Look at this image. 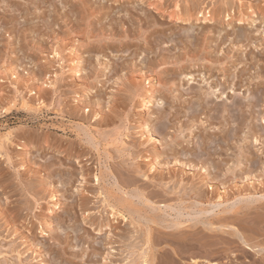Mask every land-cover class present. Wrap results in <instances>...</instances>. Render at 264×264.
I'll return each instance as SVG.
<instances>
[{
    "label": "bare ground",
    "instance_id": "1",
    "mask_svg": "<svg viewBox=\"0 0 264 264\" xmlns=\"http://www.w3.org/2000/svg\"><path fill=\"white\" fill-rule=\"evenodd\" d=\"M23 1V4H21L16 3L15 1L13 2L12 0H8L6 2L5 0H0L2 4L4 2L6 4H4V7L0 5V7L3 8L1 9L2 13L0 14V20L2 23L5 24V26H8L5 33L10 32V35L14 36L15 34L16 36V26H21H19L20 29H18L19 33L16 36V39H11V36H9L11 40L4 43V39L0 37V60L1 63H3L2 65L0 64V117H4L18 110L36 112L42 111V108L51 107V111H53V113H55L57 117L64 118L65 116H67L72 121L80 122L79 126H85V129L82 130V134H85L87 138L86 142H88L92 147L95 148L98 154V158H100L102 150V152L105 153V157H107L106 159H111L112 155L110 154L109 148H114V150H117L118 152H116L118 153V155L120 153L128 156V159H130L131 161V163H129L130 169L132 170L133 174L136 175L133 178V181H131L130 179L129 180L131 182H128L129 180L127 181V183L126 181H124L125 185L134 184V182H137L138 180L137 176H139V178L152 182L154 184L153 186L155 187H165L164 192L166 195L175 194L176 197H173V195L171 196V201L173 198H175V202L173 205L169 204V206L171 208L175 206L178 207V212L182 209H185L186 212V209L189 210V206L192 205L198 206L196 207L197 210L195 209L197 213L195 217L192 216V219H190L191 217H189L187 222L184 218L183 219L185 221H183L182 218H174L175 216H173V219L171 221L166 223L165 226H162L160 224L161 221H159L160 219L158 218V214L156 213L157 211H155V209H151L150 211H147L145 209L148 205L151 206V203L153 202H151L149 199L151 196H149V198L146 196L144 192L145 189H139L136 187V192L140 196V199L143 200L144 204H147L145 205V208L143 207V204L140 205L138 203L139 205H137L136 203H133V198L131 197V201L130 197L127 198L128 195L126 197L122 195L116 196L109 194L108 190V193L106 191L102 192V189L98 190L100 192L97 191V195L104 194L103 202L110 209L108 210L111 213L109 214L112 215V221L115 218L116 220H118V217H120L123 221L125 219L127 220L131 218L129 220L130 223L134 227H138V229L136 230H128L126 229V226L125 228H121V231L118 229L120 231H118L117 233L118 240H112L111 237H108L106 244L110 245L113 242H120L122 244V249L125 247V250L128 251L127 254H130L128 255L129 257L126 256L129 259L126 264H136V262L138 264H153V261L155 259L154 249L156 245L160 243V241L154 239V231L156 228V230L158 231L163 228L164 231H161L164 232V234L178 236L182 238V240H185L186 238H189V240L191 241H197V239L203 240V246L211 245V248L213 246L212 244H215L212 243L213 241H209L211 244H209L208 242L207 237H209L211 234L213 235L217 233L218 235V233L220 232L227 233L226 235L230 234L233 237L239 234L238 231L241 227L243 228V230H247L246 226H244L243 224H241L242 226L238 225L239 228L237 229V227L234 226L235 224H230L228 222V217L225 216L222 217L219 215L216 218L211 217V219L202 216V214L204 215L207 210V206L205 205H220L224 202L226 204L231 200H235L237 197L251 196L257 193H260V195L264 196V166L261 165L262 169L260 170L262 172L263 178H256V176H259L260 174H256L255 176V174H252L253 170L251 171L249 169L246 171L241 166L242 162L245 163L248 161L250 164L249 167H257V164L255 163L256 160L254 159V152L253 154L247 153L248 155L244 159V161L240 158H237L235 161H233V163L231 162L232 164L227 165L226 167L222 166L227 164L228 162H224L222 160L223 158H221L223 151L226 150L227 152L226 147L228 146V141H231V139H236L235 141L239 144L240 141H243L244 139L246 140V137L240 138L237 135V125L241 126L240 124H242V121L244 119L241 116V119H236L237 117L236 115H234V112L238 109H236L235 111L231 109L234 104L237 105L238 99H235V96H233V100H231L233 104L231 103L232 105H230V107H228L229 105H226L222 102V104H219V106L211 107L213 103L209 102L210 93L215 95V90L218 91L215 95V99L218 100V98H223V95L225 94V89L229 87L225 85L229 82L228 70L224 66L218 69L219 71H222V75L224 77V81L222 82V85L224 86L222 89H216V87L220 86L221 84L220 83L218 85L217 82H214L213 85L211 82L209 83L207 89H212L210 90L212 92L207 89H202L201 86L197 89L190 87V92H192V94L194 93V95L196 96L194 100L192 98V102L189 100L187 101L185 99L181 100L184 95L182 94V91L181 93H176L178 90H175L179 88L175 89L173 87V84L175 83L176 78H178V76L180 77L181 75V78H185L186 83L190 85V83L195 80L196 75L194 74L196 71L198 73L200 72V75L203 73L202 78L199 76L203 81L211 77L213 75V70L216 69L214 65L217 63L219 65H222L223 60L221 61L220 56H215L213 58L214 54L212 56L209 53L208 48L214 46V50V48H218L219 45L224 44L228 39L232 44L231 48L235 45L238 46V44L240 46L241 42H243L244 40H248V42L253 46V48L264 46V42L259 43L260 41L257 40L256 37L255 41L253 40L254 33L257 32V30L259 31V29L256 28L257 24H259L260 27L262 24V33L264 34V0H110L111 3L108 4V6H105V2V4L102 3V5H99V7H93L92 5V11H89L90 8H88V3H90L91 0H64V5H70V12L73 15L79 17H77L76 20L78 24L80 22H84L85 26L84 29L81 28V31L80 27H75L73 25L69 27L70 25H67L68 22H66V20L69 19V16L58 12L56 0ZM112 1L113 3L118 4L116 10H114L113 8L114 6L112 4ZM31 4L32 6H30ZM40 5L45 7H51V9H41ZM170 5L173 7L172 9H170ZM60 8L62 7L60 6ZM132 10H139V16L137 15L139 18L136 19H139V21L145 24L144 28L142 26L135 27L132 21V17H134V12ZM16 11H21L19 13H22L21 17L23 16L24 18V20H21V22L19 23H17L18 20H15L16 15L11 13H15ZM112 11H115V13L118 14H115ZM45 12H47V15L50 16H48L49 19L44 17L46 14ZM111 12L114 13L115 16L113 14L114 17H110V23H108L109 26H105L106 22H104L103 20L111 16ZM121 12L124 13L123 16H120ZM127 15L128 17L126 18ZM156 16H161L163 19H160L159 21L157 20ZM40 17L42 18L40 19ZM164 17H167L169 21L167 20L164 22ZM62 18H64L63 21L68 27L65 30H62L60 29V27H58L59 25H56L62 32L61 33L59 31L62 34L60 35L57 29V31H55L52 30L51 27L54 24L58 23V21ZM74 18L76 17L74 16ZM176 22H178V25L174 26L178 28L179 31L177 33H173L174 30H171L170 33L167 32L170 27H164V24H175ZM96 23H101V26L99 27L98 25V27L102 31H105V33H99L98 30V33L95 32L96 28L94 25H96ZM125 23L127 24L125 30H115V27L118 25H121L124 29ZM76 28L77 30L74 31V29ZM193 28H196V31L197 29L199 30L197 31V34L195 36L189 33ZM78 29L81 34L78 32ZM73 31L76 34L79 33V36L73 35ZM207 33H209L210 35ZM26 35L29 36L32 40H27ZM48 39L50 40L49 42H51V44L48 46L47 49L44 44L48 41ZM135 40H137V42H134ZM139 41H143L144 45H141L142 42ZM253 42L255 43L253 44ZM179 45H181L182 48L185 50L184 53L177 52V54H175L170 52V47L176 48L179 47ZM9 48H11V53L14 52V57L5 60L4 57L6 56V54H8L6 53V50ZM68 50H70L69 54L68 52L66 53V51ZM108 50L110 51V54H112L111 52H113V55L114 53L120 52L123 54L125 52H129L130 50H133L134 55L132 56L133 58H131L135 59V61H132V59L130 58L128 59L127 57H123L122 55L117 57L118 60H120L121 62H119L116 58V61L112 60L111 62L109 58L111 56L107 54ZM142 53H144L145 55L140 58V60L137 62L136 58L138 59L139 54L142 55ZM247 54L245 55V59H241L240 57H238L235 59V61L232 62L233 66H236L238 63H243L244 65V67H242V69L237 72V78H239L240 81H243V79H245V66L247 64L250 66H255L257 65L258 61L264 63V55H261L260 58L257 59L255 58L256 56L254 54L252 55L251 52L249 53V55ZM30 55L31 57L27 61H25L26 64L23 63V60L25 58H28ZM116 56L118 55L116 54ZM223 58H230L229 53L227 55H224ZM205 60L208 61L206 63L209 64L198 63L199 61ZM27 64H29L27 72L22 73L24 69L26 70L25 66H27ZM196 64H198V69L195 70V72L189 69L190 66H194ZM200 66L203 67L204 72L202 71V67ZM19 69L21 72L19 71ZM207 73H210L209 76L207 75ZM255 73L256 74H254L251 79L247 78V81L249 79V84H253V82H255L257 89H259V86L261 87V89L259 92L258 90H253L252 92H250L252 96L249 97L245 108L249 112V117L253 116V118L255 117L256 120H259V122L262 123L260 124V128L258 127V125H255L253 127L254 124H250L252 130V134L250 137L252 138L251 140L253 142L256 143L258 141L259 144H261V146L257 150H260V154H264V138H262L261 140V137L264 136V133H259L261 129L264 131V110L260 112L261 114H259V112L256 113L255 111V106L259 102L260 97H264V66H259ZM206 75L208 77H206ZM110 80H112L110 86L116 87V91L108 92L109 94L107 95L108 97L106 101L107 109H104L106 93L103 92L101 89ZM235 86V90H237L240 89V87L243 85L240 82ZM186 93L188 94L189 90ZM258 93H260V96ZM87 97L91 98L90 100H93L94 105L97 106L96 108L90 107L91 104H89V100H86ZM227 97V94H225V99ZM176 101L180 102L175 104ZM189 103H191V105ZM130 105L134 106V108L137 109L135 111L138 115L137 119H134L135 115L131 116V114H129L128 109L129 107L131 108ZM238 105L241 104L238 103ZM84 112H88L90 114L86 115ZM202 113L208 114V119H206V121L202 120ZM169 116L173 117L171 118L173 122L172 120H169L171 121L170 128L173 129V132L171 135L168 136V134L166 135L164 132L167 125L162 124V120H164L165 118L168 119ZM183 117L184 119L182 120ZM91 120L93 122H91ZM133 121L135 124L137 123V127L140 128L139 131H134L135 133L127 131L129 128L127 129L126 124L128 122L130 123ZM197 121L201 122L202 124L207 122L209 127H214L219 130L220 137L216 138L215 135H209V133H207V130L201 127L202 130H200V134H198L196 138L193 137L195 138L194 140H196L193 141L192 128L197 123ZM235 121L237 125L234 126L235 128L233 132L229 133V130L232 129L228 128L230 125L229 123H235ZM85 122L87 123V125L85 124ZM25 129H21V131L18 132L15 131L16 129L8 127L5 128L3 132H0V157H3V162L1 160L0 164L6 162L9 166L13 168L17 167L16 172L14 171L15 173L13 174H11L12 172H6L4 168L0 167V187H2L3 189V192H1L5 196L10 193L5 199H10V197L12 196H19L15 200H6V203L3 204H1L0 202V236L2 234L3 228L5 230H8V232L6 231L8 235H6L5 238L2 236L4 240L7 239L6 237L8 236L11 237V235L17 232L19 227L22 226L21 224L20 226L18 224L21 221L20 218L22 216H24L22 218L26 220L29 214L32 213V210L35 209V207H40L38 201H40L41 199H46L48 197H50L51 200L47 201L49 205L45 207V225H47L46 227H51V223L53 224L50 228V231L52 233L53 231L57 230L55 228L61 227L60 225L63 222H61L62 213L68 219L69 224L70 222H72L71 224H74L75 222L73 220L74 217L70 216V213L72 212L71 210L73 209L74 205H72V203H66L61 201V195H63L62 190L66 189L64 188L66 187V184L61 179V176H63L62 173H57L58 180L56 179V182H60L62 184L60 186L61 188H63L60 191L62 193L59 192L57 185H55L56 182L54 183L52 180L53 178H50V180L48 181L45 180V183L47 184L46 186H49L51 188L49 189V196L46 197V191L48 190H46L44 182L40 181L39 183H37V181L36 183L34 182V184L28 177V173H40L41 175L42 170L39 167H37V169L36 167H33L32 163H30L31 161L28 165L26 161H28V158L31 156L30 149L32 147H34L36 150L50 149L53 154L63 153V159L70 160V158L72 157L77 160H75V162H77L78 164L81 162L79 161V158H83L86 154V151L82 148H78V145H74V143H62V141L55 138L53 134H35ZM64 130L65 129H63V131ZM188 130L190 131L188 132L189 134H184V132ZM167 132L169 133V131ZM136 133H139L140 137L142 136L143 139L140 140L134 138L132 134ZM82 134L81 131L77 130L76 135L78 138H80L81 142L84 138L81 137ZM159 135L160 138H157L156 136ZM50 136H53V138H51ZM237 136L239 138H237ZM128 138H131V140L127 141ZM184 143H186V145H184ZM11 145L18 146L17 149H19V153H12L13 150L10 149ZM191 145L194 147H190ZM239 149L240 152H244L242 147H240ZM167 151H172V160L174 161L171 167L169 164L170 162H172V160L169 161V157L166 153ZM182 153H190L191 156L184 159L181 157ZM18 155L21 157V159L15 164L13 158ZM203 155H205L206 158L204 160H200L202 161V165L200 166V170H197V173L193 172L192 175H188L187 171L183 166H178L176 170L175 166L184 163V161L189 165L195 167L196 164H198L195 163L198 161L197 157L199 156V158L201 159V156ZM216 155H218V157L220 158L218 163L214 162V157ZM142 157L143 161H145L144 166L143 164H141L140 161V158ZM55 164L56 163L54 162H49V167L47 166V168L49 169ZM59 164H61V162ZM206 164H212L214 166V175L212 177L207 178L208 168ZM21 168H23L24 171L22 173H18V170ZM236 172L241 175V178L243 176V179L245 181L250 182L252 180L250 182L251 185H249L250 183H248V185L246 183L239 185L240 182L238 183V179H240V177L239 175H237ZM57 175H55V177ZM67 175H72V171L70 170L69 172H67ZM79 175H81V181H87L86 176L89 175V172L87 173L81 170ZM16 176H18L17 183H14L13 178H16ZM52 176H54L53 171H49L48 177ZM93 179H95V181L99 183V174H94ZM227 179L231 180V182L229 181L230 183L226 185L225 183L227 182H225V180L227 181ZM255 181L259 183L258 187L257 185H255ZM232 183L233 185H231ZM42 184L45 189L42 188ZM84 190L88 192L87 189L82 188L80 192L81 195L79 194V202L77 201L79 206L78 208H80L83 213L88 211V202L90 201L87 196L83 194ZM124 193L126 194L127 192ZM65 199L63 200L65 201ZM165 200L167 201V199ZM186 200H189L191 204L188 203L189 205H187ZM169 203L172 202L169 201ZM184 203H186V205ZM154 207H156V205ZM224 207L225 206L223 205L224 210L222 209L221 212L232 211L234 213H237L238 210H240V208L238 207L237 209H225ZM246 207L248 209L251 206ZM192 209H190V211H192ZM24 210L26 211V213L22 215V212ZM60 210L63 211L60 212ZM47 213H50V215ZM141 213H145L147 216V224L145 225L139 224L133 219V214ZM34 216L35 215L33 214V217ZM54 217H56V222H54L53 220ZM91 217L89 213L87 215H83L82 221L94 224L95 221ZM231 220L232 222H235L238 219H236L235 221L233 219ZM29 223H31L30 226H28ZM117 224H119L118 221ZM117 224H112L111 219H104L96 222L97 229L99 231H102L103 228H107V232L109 233L115 231L118 228ZM236 224H240V222ZM28 225H26L24 229L26 231H30V233L27 232L28 234H24L25 230H22L19 233L22 234L21 237L24 238L26 244L28 246H31L32 250L35 251V253H38V257L40 256L41 258L45 255V248L42 249L44 245H42V247L38 246V248L36 247L38 244L34 243V230H36V224L33 222V220H29ZM198 225H201L202 228L200 236L198 235L199 233L196 234L198 236L194 235L193 233H190L189 229H195ZM11 226L15 228L14 231L9 230ZM159 227L161 228L158 229ZM72 229L76 230L75 228H71V230ZM80 229L79 231H81ZM39 230L42 233H46L47 228L44 229L43 227ZM197 230L198 229H196V231ZM134 231L136 235H134ZM138 231L140 232L139 234H137ZM209 232H211V234ZM262 232H264V227L262 229ZM217 235L213 237H216ZM251 235H247V237L250 239ZM238 236L240 235H237V237ZM262 236H264V234ZM2 238L0 242L2 241ZM51 238L59 241L58 244H62L61 238L56 234L51 235ZM246 239L242 241L239 237V243L243 242L245 244L243 246H246H242V252L244 254L248 249L256 250L258 254H262V252L264 253V239L260 238V241H257V243H253L252 245L248 244L247 242H249V240L246 241ZM14 240L15 239L13 238L3 241L4 243H0V264L28 263V260L22 256L23 252L18 249L19 245L16 244ZM162 241L166 240L164 239ZM64 242L65 241H63V243ZM220 242L227 243V240L223 239L222 236ZM179 243L178 245H180ZM3 245H6L4 249L1 248ZM255 247L258 248L255 249ZM214 248L209 251V256L215 257L217 253L220 254V252L214 251ZM121 252H124V250H122ZM94 253H96V251H94ZM108 254L109 252L107 253V255ZM107 255L103 256V260H107ZM71 256L73 258H78L77 253H71ZM44 257L40 259L42 260L43 264L47 262ZM54 260L55 258H53V261ZM190 260H192L193 264H196L197 262L196 259ZM217 261L206 260V263L221 264ZM91 264L96 263L93 262Z\"/></svg>",
    "mask_w": 264,
    "mask_h": 264
},
{
    "label": "rangeland",
    "instance_id": "2",
    "mask_svg": "<svg viewBox=\"0 0 264 264\" xmlns=\"http://www.w3.org/2000/svg\"><path fill=\"white\" fill-rule=\"evenodd\" d=\"M6 1H8V0H5V2ZM13 2L15 1L16 3H21V4H23V0H12ZM35 1V0H34ZM95 0H91L90 1V3H88V8H90L89 9V11H92L93 10V7H99V5H102V3L103 4H105V6H108V4H110L111 2H110V0H96L95 2H94ZM98 1V2H97ZM5 2L2 4L1 2H0V5H2L3 7H4V4H5ZM101 2V3H100ZM105 2V3H104ZM100 3V4H99ZM42 4V3H41ZM96 4V5H95ZM112 4H113V8H114V10H116V8H117V6H118V4H116V3H113V1H112ZM6 5V4H5ZM47 5V4H46ZM62 5H64V0H56V6L58 7V12H60V13H62V14H66V15H68L69 16V19L68 20H66V22H68L67 23V25L69 26V27H71L72 25L73 26H77V27H80V31H81V28L82 29H84V26H85V24H84V22H80L79 24H78V22L76 21L77 20V17L78 16H76V15H73L71 12H70V5H68V4H66V5H64V6H62ZM68 5V6H67ZM92 5H93V7H92ZM95 5V6H94ZM30 6H32V4L30 5ZM41 6V5H40ZM60 6L62 7V8H60ZM171 6V5H170ZM139 7V6H138ZM41 9H44V8H46L47 10L48 9H51V7H45V6H41L40 7ZM173 7L171 6L170 7V9H172ZM1 9H3L2 7H0V14L2 13V10ZM133 12H134V17H132V21H133V24L135 25V27H138V26H142L143 28L145 27V24L143 23V22H141V21H139V19L137 20L136 18H139L138 16H139V10H137V11H135V10H132ZM19 12H21V11H16L15 13L14 12H11L12 14H15L16 16H15V20H18V22L17 23H19V22H21V20H24V18H23V16L21 17V15H22V13L20 14ZM112 12H114L115 13V11H112ZM111 12V16H109L107 19H104L103 21L104 22H106L105 23V26H109V24L108 23H110V17H114L115 16V14H118V13H112ZM37 13H40V12H37ZM46 14H45V16L44 17H46V18H48L49 19V15H47V12H45ZM113 14H114V16H113ZM123 12H121L120 13V16H123ZM138 15V16H137ZM49 16V17H48ZM74 16L76 17V18H74ZM117 16V15H116ZM150 16V15H149ZM20 17V18H19ZM51 17H52V15H51ZM128 17V15L126 16V18ZM157 17V20H159L160 21V19L162 20L163 18L160 16H156ZM42 17H40V19H41ZM79 18V17H78ZM35 19V18H34ZM51 19V18H50ZM63 19L64 18H62V19H60L59 21H58V23H56V24H54L51 28H52V30H55V31H57L58 30V32L60 31L59 30V28L58 27H60V29H62V30H65L68 26L65 24V22L63 21ZM36 20V19H35ZM62 20V21H61ZM70 20V21H69ZM73 20H75V21H73ZM107 20V21H106ZM136 20V21H135ZM169 21V19H167V17L165 18L164 17V22L165 21ZM77 22V23H76ZM73 23H75V24H73ZM83 24V25H82ZM120 24V23H119ZM139 24V25H138ZM58 27H57V26ZM64 25H66V26H64ZM81 25V26H80ZM98 25H99V27L101 26V23L100 24H97L96 23V25H94L95 26V32H97V30L99 31V33L101 32H104L105 33V31H102L99 27H98ZM165 26L164 27H166V26H169L170 27V31L169 30H167V32H171V30L173 31L174 30V32L173 33H177L178 31H179V29L178 28H176L174 25H178V22H176L175 24H169V23H165L164 24ZM174 27H173V26ZM258 25V26H257ZM256 25V28H258L259 29V31L257 30V32H255L254 33V38H253V40L255 41V37H256V39L257 40H259L258 42L259 43H263L264 42V34L262 33V31H263V26H262V24H261V27H260V25L259 24H257ZM20 25H17L16 26V36L18 35V29H20V27H19ZM54 27V28H53ZM63 27V28H62ZM122 26L121 25H118V26H116L115 27V30H120V31H122V30H125V28L127 27V24L125 23V25H124V29H123V27L121 28ZM7 28H8V26L6 25L5 26V24L4 23H2L1 22V20H0V37L2 38V39H4L3 40V42L4 43H6L7 41H9V40H11L12 38H15L16 39V36H15V34H14V36H12V35H10L9 33L10 32H7V33H5L6 32V30H7ZM97 28H99V29H97ZM107 28V27H106ZM176 28V29H175ZM255 28V27H254ZM253 28V29H254ZM57 29V30H56ZM77 30V28L76 29H74V31H76ZM20 31V30H19ZM74 31L72 32V33H74ZM193 31V32H192ZM197 31H199L198 29H197ZM197 31H196V28H193V29H191V31L189 32L191 35H196L197 34ZM61 32V31H60ZM59 32V33H60ZM78 32H79V29H78ZM62 33V32H61ZM60 33V35H62ZM80 33V32H79ZM79 33L78 34H76V33H74L73 35H75V36H79ZM98 33V32H97ZM108 33V32H107ZM110 33V32H109ZM260 33V34H259ZM81 34V33H80ZM200 34V33H199ZM207 34H209V33H207ZM210 35V34H209ZM9 36H11V39H10V37ZM9 37V38H8ZM46 38V37H45ZM18 39V38H17ZM26 39L27 40H32L29 36H27L26 35ZM50 39V38H49ZM48 39V41L44 44V46H46L47 47V49H48V46L51 44V42H49L50 40ZM262 39V40H261ZM134 42H137V40H135ZM139 42H142L141 43V45H144V42L143 41H139ZM214 43V42H213ZM255 42H253V44H254ZM242 44V45H241ZM241 44H240V46H239V44H238V46L237 45H235L234 47H232L231 48V43H230V40L228 39V40H226V42L224 43V44H221V45H219V47L218 48H214V50H213V47H211V48H208V51H209V53L213 56V54H214V56H213V58L215 57V56H220L221 57V61L223 62V64L221 65H219L218 63L217 64H215L214 66H215V68L217 69H214L213 70V72H212V78L211 77H209L207 80H202L201 78H202V76H203V73L200 75L197 71L195 72V70H197L198 69V64H196V65H194V66H190L189 67V69L190 70H192V71H194L195 72V74H194V72H193V74L194 75H196L195 76V80L194 81H192L191 83H190V85H188L187 83H186V80H185V78H181V75H180V77L178 76V78H176V81H175V83L173 84V87L176 89V88H179V89H176L175 91H177L176 93H181V91H182V94L184 95L182 98H181V100L182 99H185V100H189V101H191L192 100V98H193V100H194V98L196 97L195 95H194V93L192 94V92H190L191 90H190V87H193V88H200V86L202 87V89H207L208 88V85H209V83L211 82L212 83V85L214 84V82L216 83H218V85L220 84V86H217L216 87V89H218V88H223V86L224 85H222V82L224 81V77H223V75H222V71H219L218 69H220V68H222L223 66L228 70V75H229V82L228 83H226L225 85H227V86H229L228 88H226L225 89V94H227V98L225 99V94L223 95V98H218V100L217 99H215V95H216V93L218 92L217 90H215V95H213V94H211L210 93V96H209V102L210 103H213L212 104V106L211 107H214V106H219V104H222V103H225L226 105H229L228 107H230V105H232L233 104V102L231 101V100H233V96H235L234 98L235 99H238L237 101H238V103H240L241 105H238V103H237V105H233V107L231 108L233 111H235L236 109H238V110H236L234 113V115H236V119H238V118H240V116L241 117H243V121H242V124H240L241 126H238L237 125V123H236V121H235V123L233 122V123H229L230 125H229V129H231V130H229V133H231V132H233V130H234V126H236L237 125V135L240 137V138H244V137H246V140L244 139L243 141H240V143L238 144L235 140L236 139H231V141H228V146L226 147V149H227V152H226V150H224L223 151V154H222V156H221V158H223L222 160L225 162V161H228L227 162V164H225V165H222L223 167H226L227 165H230V164H232L233 163V161H235L237 158H240V159H242L243 161H244V159L247 157V153H252L253 154V152H254V159L256 160V164H257V167H255V168H252V166L251 167H249L250 166V164H249V162L247 161V162H242L241 163V166L243 167V169L244 170H253L252 171V174L254 175L255 174V176H256V174L257 175H259V176H256V178L257 177H259V178H263V176H262V172L260 171L261 169H262V166H264L263 164H264V154L262 153V154H260V150L258 151L257 149L261 146V144H259V142L257 141L256 143L255 142H253L251 139V134H252V130H251V125H253V127L255 126V125H258V127L260 128L261 127V125L260 124H262L261 122H259V120H256L255 119V117L253 118V116H251V117H249V112H248V110L245 108V105L247 104V102H248V99H249V97H251L252 96V94L250 93V92H252L253 90H258V92L260 91V89H261V87L259 86V89H257V86H256V84H255V82H253V84H249L248 82H250L249 81V79H248V81H247V78H250L251 79V77L254 75V74H256L255 72L257 71V68L260 66V67H263L264 66V63H262L261 61H258V63H257V65H255V66H250V65H246L245 67H246V72H245V79H243V81H240V79L239 78H237V72L240 70V69H242V67H244V65H243V63H238L236 66H233V64H232V62L233 61H235V59L236 58H238V57H240L241 59H245V55L247 54V55H249V53L251 52L252 53V55L254 54L256 57L255 58H257V59H259L260 58V56L261 55H264V46H259L258 48H253V46L248 42V40H244L243 42H241ZM176 48H178V49H176ZM176 48H171L170 47V52L171 53H175V54H177V52H181V53H184L185 52V50L182 48V46L181 45H179V47H176ZM226 48V49H225ZM231 48V49H230ZM10 49L11 48H9V49H7L6 50V53H8V54H6V56L4 57V59L5 60H8V59H10L11 57H14V52L13 53H11L10 52ZM216 50V51H215ZM228 50H229V52H228ZM175 51V52H174ZM68 52V54H69V52H70V50H68V51H66V53ZM110 51L108 50L107 51V54H109V56H111V57H109L110 58V60H111V62H112V60L113 61H116V59L118 60V58L117 57H119V56H122L123 55V57H127L128 59L130 58V59H132L133 57V55H134V51L133 50H130L129 52H125V53H114V55H113V52H111L112 54H110L109 53ZM222 52V53H221ZM225 53V54H224ZM229 53V56H230V58H226V59H224L223 58V56L224 55H227ZM19 54V53H18ZM116 54L118 55V56H116ZM120 54V55H119ZM132 54V55H131ZM209 54V55H210ZM20 55V54H19ZM18 55V56H19ZM124 55H126V56H124ZM145 54L144 53H142V55L141 54H139V58L137 59L136 58V60H137V62L140 60V58H142L143 56H144ZM212 56H211V58H212ZM234 56H235V58H234ZM9 57V58H8ZM31 57V55L28 57V58H25L24 60H23V63H25L26 64V62L25 61H27L29 58ZM132 57V58H131ZM244 57V58H243ZM116 58V59H115ZM120 59V58H119ZM227 60V61H226ZM119 62H121L120 60H118ZM117 61V62H118ZM132 61H135V59H132ZM226 61V62H225ZM2 62H3V60H2ZM118 62V63H119ZM206 62H208V61H199L198 63H202V64H209V63H206ZM22 63V64H23ZM0 64L2 65L3 63H1V60H0ZM24 64V65H25ZM259 64V65H258ZM28 65L29 64H27V66H25V68H26V70L24 71H22V73L24 72V73H26L27 72V68H28ZM199 65H201V64H199ZM200 67H202V66H200ZM235 67V68H234ZM251 67V68H250ZM231 69V70H230ZM236 69V70H235ZM19 71H20V69H19ZM202 71H203V67H202ZM21 72V71H20ZM204 72V71H203ZM220 72H221V75H220ZM197 74H199V75H197ZM209 74L210 73H207V75L209 76ZM235 74V75H234ZM206 75V77H208ZM183 76V75H182ZM201 78H200V77ZM115 79V78H114ZM114 79H112V80H114ZM112 80H110L108 83H106V85L104 86V87H102V91L103 92H105L106 94H105V108L104 109H107V103H106V101H107V95L109 94L108 92H115L116 91V87H111L110 85V83H112ZM207 81H208V83H207ZM238 81H240L241 82V84L243 85V86H241L240 87V89H237V90H235V85H237L238 83H240V82H238ZM207 83V84H206ZM232 83H233V85H232ZM176 84V85H175ZM246 86H245V85ZM179 85V86H178ZM250 85V86H249ZM254 85V86H253ZM110 86V87H109ZM189 86V87H188ZM232 86H233V88H232ZM188 89H187V88ZM248 87V88H247ZM113 89V90H112ZM115 89V90H114ZM249 89V90H248ZM110 90V91H109ZM187 90V91H186ZM188 90H189V95L186 93V92H188ZM207 90H212V89H207ZM214 90V89H213ZM184 91V92H183ZM210 92H212V91H210ZM191 93V94H190ZM187 94V95H186ZM259 94V96H260V93H258ZM178 95V94H177ZM232 95V96H231ZM250 95V96H249ZM188 96V97H187ZM190 96H191V98H190ZM186 97V98H185ZM67 98H69V97H67ZM89 101H88V100ZM91 98H89V97H87L86 98V100L88 101V102H90L89 104H91L90 105V107H94V108H96L97 106H95L94 105V102H93V100H90ZM225 99V100H224ZM192 100V101H193ZM222 100V101H221ZM68 101H69V99H68ZM191 101V102H192ZM212 101V102H211ZM178 102H180V101H176L175 102V104L176 103H178ZM222 102V103H221ZM216 105H215V104ZM217 103H218V105H217ZM232 103V104H231ZM263 103V104H262ZM190 105H191V103H189ZM131 106V105H130ZM235 106V107H234ZM236 107H239V108H236ZM258 107V108H257ZM51 108V107H50ZM50 108H42L41 110L42 111H36V112H27V111H25V110H18V111H14L13 113H11V114H8V115H6V116H4V117H0V132H3V130H5V128H8V127H10V128H14V129H16L15 131H18V132H20L21 131V129H25V128H27V129H25V130H28L29 132H31V133H35V134H42V133H47V134H49V135H52L53 134V136L55 137V138H57L58 140H61L62 141V143H64V144H68L69 142H71V143H74V145H78V148H82L83 150H85L86 151V154L84 155V157L83 158H79L78 160L79 161H81L79 164L77 163V162H75V160L76 159H74V158H70V160H68V159H63V156H64V154L62 153V154H60V153H56V154H53L51 151H50V149H48V150H43V149H40V150H36L34 147H32L30 150V154H31V156L28 158V161H26L27 163H28V165H29V162L30 163H32V166L33 167H36V169H37V167H39L42 171H41V175H40V173H28V177H29V179L31 180V182H37V183H39L40 181L42 182H44V186L46 187V190H48V191H46L47 193H46V197H48L49 196V189H51L49 186H46L47 184L45 183V180L46 181H48V180H50V178L53 180V182L55 183L56 182V179L58 180V175H57V173H59V172H61L62 173V175L63 176H61V179H62V181L63 182H65V184H66V187H64V188H66L65 190L63 189V188H61L60 186L62 185L60 182H56L55 183V185H57V188L59 189V192L61 191V189H63L62 190V192H60V193H62L63 195H61V201H63V202H66V203H72V205H74L73 206V209L71 210L72 212L70 213V216L71 217H74L73 218V220L75 221L74 222V224H71L72 222H70V224H69V221H68V219L65 217V215L62 213V220H61V227L60 228H55V229H57L56 231H53V233L50 231V228L52 227V223H51V227H46L47 225H45V221H46V216H45V214H46V209H45V207H47L49 204H48V200H51V198L50 197H48V198H46V199H41L40 201H38V203H39V205H40V207L38 206V207H35V209H33L32 210V213H30L29 214V216H28V218L25 220L24 218H22V217H24V216H22L20 219H21V223L19 222L18 224H19V226H20V224L22 225V226H20L19 227V229H18V231L17 232H15V233H13V235H11V237L10 236H8V237H6L7 239H5L4 240V238H5V236L6 235H8V230L6 229H2L3 231H2V234H1V238H2V236L4 237V238H2V241L0 242V243H4L3 241H6V240H9V239H15L14 241L16 242V244H18L19 246H18V249L21 251V252H23V257H25L27 260H28V263L27 264H43V262H42V260H40L42 257H44L46 260H47V262L45 263V264H65V263H67V264H91V263H93V262H95L96 264H126V262H128L129 261V259H128V255H130L129 253L127 254V252L128 251H126L125 250V247L122 249V244L120 243V242H113V243H111L110 245L108 244H106V241L108 240V237H111L112 238V240H118V231L121 229V228H125V226H126V229H130V230H136V229H138V227L136 226V227H134L131 223H130V219H125L124 221L123 220H121V218L120 217H118V220H116V218L112 221V215H110L111 213H110V209L104 204V202H103V197H104V194H102V195H97V191L98 190H101L102 189V192L104 191H106L107 193H108V191H109V194H112V195H116V196H124V197H126L127 195V198H133V201H132V198L130 199L133 203H136L137 205H141V204H143L142 206L145 208L146 206L145 205H147V204H144V202H143V200L142 199H140V196L138 195V193L136 192V187L137 188H139V189H145L144 190V192H145V194H146V196L149 198V196H151L149 199H150V201L153 203H151V206L150 205H148L145 209L147 210V211H150L151 209H155V211H157L156 213L158 214V218L160 219L159 221H161V225L162 226H165L166 225V223H168L169 221H171L173 218V216H175L174 218H176V217H179V218H182V220L183 221H185L186 220V222L188 221V219H189V217H191L190 219H192V216H194L195 217V215L197 214L196 213V210H197V208L196 207H198L197 205H192V206H189V210L188 209H186V212H185V209H182V210H180L179 212H178V207H176L175 205V207H170L169 206V204H171V205H173L174 204V202H175V198H173L172 199V201H171V196L173 195V197H176L175 196V194H168V195H166L165 194V192H164V189H165V187L163 188V187H161V188H159V186L158 187H155V186H153L154 184L152 183V182H150L149 180H144V179H142V178H139V176H137V178H138V180H137V182L135 181L134 182V184H130V185H128V184H126L125 185V183H124V181H126V183H127V181L130 179L131 181H133L134 179V177H135V175L133 174V172H132V170L130 169V164L129 163H131V161H130V159H128V156L127 155H123V154H120L119 153V155H118V151L117 150H114V148H109L110 150V154L112 155L111 156V159L109 158V159H106L107 157H105V153L104 152H102V150H101V156H100V158H98L97 156H98V154H97V152H96V150H95V148L94 147H92L88 142H86V140H87V138H86V136H85V134L83 133L82 134V130H84L85 129V126H83V127H81V126H79L80 125V122H76V121H72L70 118H68L67 116H65L64 118H60V117H57L56 116V114L55 113H53V111H51V109ZM132 108V109H131ZM131 108L129 107V109H130V111H129V109H128V112H129V114H131V116L133 115H135L134 116V119H137L138 118V115H137V112H135L137 109L136 108H134V106H131ZM134 109V110H133ZM258 109V110H257ZM264 110V97L262 96V97H260V100H259V102L257 103V105L255 106V111H256V113L257 112H259V114H261L260 112L261 111H263ZM131 112H133V113H131ZM23 113V114H22ZM85 113V112H84ZM238 115H237V114ZM86 115L87 114H90V113H85ZM207 116H208V114H206V113H202L201 114V117H202V120L203 121H206V119H208L207 118ZM136 117V118H135ZM170 118V119H169ZM171 118H173L172 116H169L168 117V119H164V120H162V124H165V125H167L166 126V129L164 130V132H165V134L167 135L168 134V136L169 135H171L172 134V132H173V129L172 128H170V122L171 121H169V120H172ZM253 118V119H252ZM184 119V117L182 118V120ZM241 119V118H240ZM93 120V119H92ZM91 120V122H93ZM164 121V122H163ZM64 122V123H63ZM167 122V123H166ZM169 122V123H168ZM172 122H173V120H172ZM207 122H205L204 124H202L201 122H199V121H197V123L194 125V127L192 128V130H193V136H192V138L193 137H195L196 138V136H198V134H200V130H202V128H205L206 130H207V133H209V135L211 134V135H215L216 136V138L217 137H220V131L219 130H217L216 128H214V127H209V125H208V123L206 124ZM85 124L87 125V123L85 122ZM84 124V125H85ZM133 124H135L134 123V121L133 122H128L126 125H127V131H129V132H133V133H135L134 131H139V127H137V123L135 124V125H133ZM169 124V125H168ZM232 124H233V126H232ZM235 124V125H234ZM251 124V125H250ZM18 125V126H17ZM207 125V126H206ZM198 126V127H197ZM205 126V127H204ZM56 127V128H55ZM202 127V128H201ZM137 130H136V129ZM168 128V129H167ZM33 129V130H32ZM63 129H65L64 131H63ZM32 130V131H31ZM39 130V131H38ZM77 130H79V131H81V137L83 138V141L81 142V140H80V138H78L77 137V135H76V133H77ZM211 130V131H210ZM241 130V131H240ZM35 131V132H34ZM141 131V130H140ZM167 131H169V133L167 132ZM188 132H190L189 130L188 131H185L184 132V134H189ZM214 132V133H213ZM259 133H261V134H263L264 133V131L261 129L260 130V132ZM139 133H136V134H132L133 135V137L134 138H137V139H143L142 138V136L140 137V134L138 135ZM196 134V135H195ZM155 135H156V133H155ZM157 135H158V133H157ZM249 135V136H248ZM53 136H50L51 138H53ZM237 136V138H239ZM140 137V138H139ZM157 138H160V135L159 136H156ZM248 137V138H247ZM86 138V139H85ZM195 138H193V141H196V140H194ZM262 138H264V136H262L261 137V140H262ZM85 140V141H84ZM131 140V138H128L127 139V141H130ZM260 140V141H261ZM247 141V142H246ZM230 142V143H229ZM253 142V143H252ZM248 143V144H247ZM79 144H80V147H79ZM81 144H82V147H81ZM252 144V145H251ZM184 145H186V143H184ZM240 145V146H239ZM13 146V147H12ZM239 146V147H238ZM190 147H194V146H190ZM240 147H242L243 148V150H244V152H240ZM18 148V146H14V145H11V147H10V149L11 150H13L12 151V153H14V154H17V153H19V149H17ZM34 148V149H33ZM193 150V149H192ZM246 150V151H245ZM114 151V152H113ZM117 151V152H116ZM36 153H38V154H36ZM50 153V154H49ZM167 153V155H168V159H169V161L170 160H172V158H173V156H172V151H167L166 152ZM260 154V155H259ZM114 155V156H113ZM117 155V156H116ZM144 155H145V153H144ZM116 156V157H115ZM191 156V154L190 153H187V154H185V153H182L181 154V157L182 158H184V159H186L187 157H190ZM228 156V157H227ZM113 157V158H112ZM203 157V158H202ZM217 157V158H216ZM32 158V159H31ZM199 156L197 157V162H195V163H198V164H196V166L195 167H193L192 165H189L188 163H186L185 161H184V163H181V164H178L177 166H175V168H176V170H177V168H178V166H183L184 168H185V170L187 171V174L188 175H192V173L194 172V173H197V170L199 171L200 170V166L202 165V161H200V160H204L205 158H206V156L205 155H203V156H201V159L199 158ZM20 159H21V157L18 155V156H16V157H14L13 158V160H14V162H15V164H16V162H18V161H20ZM49 159V160H48ZM73 159V160H72ZM142 159V160H141ZM219 157H218V155H216L215 157H214V162H216V163H218L219 162ZM258 159V160H257ZM2 160V162H3V157H0V161ZM66 160V161H65ZM100 160V161H99ZM124 160H126V161H124ZM77 161V160H76ZM140 161H141V164H143V166L145 165V161H143V157L142 158H140ZM173 161L174 160H172V162H170V167L173 165ZM13 162V163H14ZM49 162H54V163H56L54 166H51V168H49V169H51V170H49L48 168H47V166L49 167V165H48V163ZM61 162V164H59ZM104 162V163H103ZM232 162V163H231ZM76 163V164H75ZM83 163V164H82ZM186 163V164H185ZM221 163H223V162H221ZM3 164V165H2ZM7 163L5 162V163H1L0 164V167H2V168H4V170H6V172H12L11 174H13V173H15L16 172V169H17V167H15V168H13V167H11V166H9L8 164L6 165ZM120 164V165H119ZM40 165V166H39ZM262 165V166H261ZM206 166H207V173H208V176H207V178L208 177H212L213 175H214V166L212 165V164H206ZM209 166V167H208ZM81 167H82V169H81ZM118 167V168H117ZM5 168H8V169H5ZM43 168V169H42ZM47 169V170H46ZM57 169V170H56ZM73 169V170H72ZM100 169V170H99ZM129 169V170H128ZM8 170V171H7ZM72 171V175H70V176H68L67 175V172H69V171ZM81 170L83 171V172H89V175H87L86 176V180L87 181H85V180H82L81 181V175H79L80 174V172H81ZM101 170H102V172H101ZM15 171V172H14ZM24 171V169L23 168H21V169H19L18 170V173H22ZM49 171H53V173H54V176H52V177H48V175H49ZM255 171V172H254ZM100 172V173H99ZM254 172V173H253ZM48 173V174H47ZM102 173V174H101ZM123 173H125V174H123ZM237 173V172H236ZM94 174H99V176H100V182L99 183H97L96 181H95V179H93L94 178ZM101 174V175H100ZM47 175V176H46ZM55 175H57L56 177H55ZM102 175H104V176H102ZM129 175H131V176H129ZM237 175H239L238 173H237ZM231 176H233V175H231ZM14 177V176H13ZM17 177L18 176H16V178H13V182L14 183H17ZM63 177V178H62ZM68 177V178H67ZM239 177H240V179H238V183H239V185L241 184H247L248 185V183H250V182H248V181H245L244 179H243V176H242V178H241V175H239ZM48 178V179H47ZM104 178V179H103ZM228 178H229V176H228ZM124 179V180H123ZM142 179V180H141ZM243 179V180H242ZM68 180V181H67ZM94 180V181H93ZM128 181V182H131V181ZM239 180H241V181H239ZM231 182V180H228L227 179V181L225 180V182H227V183H225L226 185L228 184V183H230ZM242 181H243V183H242ZM245 181V182H244ZM69 182V183H68ZM82 182V183H81ZM83 182H84V184H83ZM96 182V183H95ZM122 182V183H121ZM148 182V183H147ZM34 183V184H35ZM58 183V184H57ZM151 183V184H150ZM237 183V184H238ZM68 184V185H67ZM142 184V185H141ZM83 185V186H82ZM169 185V184H168ZM231 185H233V183L231 184ZM249 185H251V183L249 184ZM255 185H257V187L259 186V183H257V181H255ZM43 186V184H42V188H44L45 189V187ZM68 186V187H67ZM145 188H144V187ZM147 186V187H146ZM153 186V187H152ZM49 187V188H48ZM87 187V188H86ZM103 187V188H102ZM113 187V188H112ZM124 187V188H123ZM135 187V188H134ZM143 187V188H142ZM82 188H84V189H87L88 190V192L86 191V190H84V192H83V194L85 195V196H87V198L90 200L89 202H88V211H86L85 213H83L81 210H80V208H78L79 206H78V203H77V201L79 202V197H80V195H81V190H82ZM120 188V189H119ZM121 188H122V190H121ZM158 188V189H157ZM167 188V187H166ZM112 189V190H111ZM124 189V190H123ZM134 189H135V191H134ZM163 189V190H162ZM235 189V188H234ZM108 190V191H107ZM158 190V191H157ZM233 190V189H232ZM3 192V189H2V187H0V202H1V204H3V203H6V200L7 201H9V200H15L16 198H18L19 196H12V197H10V199L8 198V199H5L10 193H6L7 195L5 196L2 192ZM123 191V192H122ZM59 192H58V194H59ZM70 192V193H69ZM98 192H100V191H98ZM111 192V193H110ZM124 192H127L126 194L124 193ZM152 192V193H151ZM154 192H156V193H154ZM95 193V194H94ZM3 194V195H2ZM80 194V195H79ZM152 194V195H151ZM72 195V196H71ZM78 195V196H77ZM130 195V196H129ZM154 195H157V196H154ZM66 196V197H65ZM101 196V197H100ZM63 197V198H62ZM137 197H139V198H137ZM264 196L263 195H260V193H257V194H253V195H251V196H240V197H237L235 200H231V201H229V202H227L226 204H225V202L223 203V204H220V205H215V204H210V205H205V206H207V210H206V212L204 213V215L202 214V216L203 217H205V218H207L208 217V219L210 218L211 219V217H214V218H216L217 216H225V217H228V219H229V223L231 224H235L234 226H236L237 227V229L239 228V226H242L241 224H243L244 226H246V228H247V230L246 229H244L243 230V228L241 227L240 229H239V234H237V235H240V236H238L237 237V235H235V236H231L230 234H228V235H226L227 233H218V235H217V233L216 234H211V232H209L211 235L209 236V237H207L208 238V242L209 241H213L212 243H215V244H212L213 246H212V248H214L213 250L214 251H217V252H220V254L219 253H217L216 254V256L215 257H212V256H209L208 254H209V251L210 250H212V248H211V245H209V244H211L210 242H209V246H203V240H199V239H197V241L196 240H193V241H191V240H189V238H186L185 240H182V238H180V237H178V236H171V235H167V234H164V232H162L161 230H163L164 231V229L163 228H161V227H159L158 229H160V231H158V230H156L155 229V231H154V239L155 240H157V241H160V243L159 244H157L156 245V247H155V249H154V251H155V259H154V261H153V264H193V262H192V260H190V259H196V264H207L206 263V260H212V261H217V262H220L221 264H264V253L262 252V254L261 253H257L256 252V250H249L248 248V250L246 251V253L244 254L243 252H242V249H243V247H246V246H243V245H245L243 242H241V243H239L240 242V240H242V241H244L245 239H246V237H247V235H251V238L249 239L248 237H247V239H246V241H248L249 240V242H247L248 244H250V245H252L253 243H257V241H260L259 239L261 238V239H264V236H262L263 234H264V232H262V229H263V227H264V198H263ZM67 200H66V199ZM70 198V199H69ZM75 198V199H74ZM152 198V199H151ZM154 198V199H153ZM63 199H65V201L63 200ZM142 200V201H140V200ZM159 199V200H158ZM165 199H167V201L165 200ZM165 200V201H164ZM162 201V202H161ZM169 201L170 202H172V203H169ZM143 202V203H142ZM160 202V203H159ZM65 203V204H66ZM139 203V204H138ZM186 203H187V205H189V204H191V202L189 201V200H186ZM186 203H184L185 205H186ZM189 203V204H188ZM135 204V205H136ZM166 204V205H165ZM156 205V207H154ZM161 205V206H160ZM214 205V206H213ZM223 205L225 206L224 208L225 209H237V207L238 208H240V210H238V212L237 213H234V212H228V211H225V212H221L222 211V209H223ZM154 208H153V207ZM209 206V207H208ZM227 206V207H226ZM246 206H251L250 208H248L247 209V207ZM253 206V207H252ZM151 207V208H150ZM159 207H161V208H159ZM194 208V209H192V208ZM242 207V208H241ZM79 209V210H78ZM109 209V210H108ZM158 209H160V210H158ZM175 209H177V210H175ZM190 209H192V211H190ZM196 209V210H195ZM210 209V210H209ZM224 210V209H223ZM61 211H63V210H60V212ZM102 211V212H101ZM177 211V212H176ZM182 211V212H181ZM189 211V212H188ZM209 211V212H208ZM91 212V213H90ZM26 213V211L24 210L23 212H22V215H24ZM90 214V217L92 218V219H94V221H95V223L94 224H90V222H86V221H82V217H83V215H87V214ZM110 213V214H109ZM33 214L35 215L34 217H33ZM47 214H49L50 215V213H47ZM181 216H180V215ZM187 214H188V216H187ZM179 215V216H178ZM128 216V215H127ZM145 216V217H144ZM230 216V217H229ZM246 216V217H245ZM103 217V218H102ZM146 214L145 213H141V214H133V219L137 222V223H139V224H142V225H145V224H147V222H146ZM193 217V218H194ZM238 217V218H237ZM244 217V218H243ZM55 218L56 217H54L53 218V220H54V222H56V220H55ZM129 218V217H128ZM142 218V219H141ZM185 220H184V219ZM104 219H106V220H110L111 219V223L112 224H117V221L119 222V224H117L118 225V228L115 230V231H112V232H107V228L105 229V228H103V230L102 231H99L98 229H97V225H96V222L97 221H99V220H104ZM231 219H233L234 221L236 220V219H238L237 221H235V222H232V220ZM263 219V220H262ZM25 222H24V221ZM29 220L30 221H32L33 220V222L36 224V230H34V237H35V241H37V242H35L34 241V243H37L38 245L36 246V247H38V246H40V247H42V245H44L43 247H42V249L43 248H45V255L44 256H42L41 258H40V256L38 257V253H35V251H33L32 250V248H31V246H28L27 244H26V242L24 241V238H22L21 236H22V234H20L19 232L20 231H24L25 229H24V227L26 226V225H28V222H29ZM87 221H89V220H87ZM44 222V223H43ZM87 224H86V223ZM240 222V224H236V223H239ZM26 223V224H25ZM42 223V224H41ZM44 224V225H43ZM31 225V223H29V225L28 226H30ZM76 225V226H75ZM130 225V226H129ZM239 225V226H238ZM44 227V229H46L47 228V230H46V233H42V232H40V230L39 229H41V228H43ZM78 226H79V228H78ZM139 226V225H138ZM200 226V227H199ZM41 227V228H40ZM46 227V228H45ZM157 227V226H156ZM199 227V228H198ZM11 228V229H10ZM9 228V230L11 231H14L15 230V228L14 227H10ZM23 228V229H22ZM71 228H75L76 230H71ZM78 228V229H77ZM81 228V229H80ZM252 228V229H251ZM79 229L81 230V231H79ZM119 229V230H118ZM196 229H198L197 231H199V232H197L196 231ZM243 230V231H242ZM7 231V232H6ZM49 231V232H48ZM121 231V230H120ZM119 231V232H120ZM189 231H190V233H193L194 235H196V234H198L199 236H200V232L202 231V228H201V225H198L195 229L193 228V229H189ZM247 231V232H246ZM256 231V232H255ZM30 233V231H24V234L25 233ZM77 232V233H76ZM196 232V233H195ZM241 232V233H240ZM251 232V233H250ZM254 232V233H253ZM27 233V234H28ZM133 233H135V231L133 232ZM140 232L138 231V233L137 234H139ZM57 235V236H59L60 238H61V241H62V244L60 243V244H58L59 243V241H57V240H54V239H52L51 238V235ZM111 234V235H110ZM113 234V235H112ZM220 234H223V235H220ZM242 234V235H241ZM106 235V236H105ZM108 235V236H107ZM134 235H136V233L134 234ZM198 235H196V236H198ZM215 235H217L216 237H213V236H215ZM220 235V236H219ZM245 235V236H244ZM16 236V237H15ZM19 236V237H18ZM38 236V237H37ZM160 236V237H159ZM223 236V239H225V240H227V243H229V244H227V243H225V242H220V240H221V237ZM231 236V237H230ZM242 236V237H241ZM263 238H262V237ZM239 237H240V240H239ZM254 239H253V238ZM1 238H0V240H1ZM18 238V239H17ZM102 238V239H101ZM134 238V237H133ZM218 238V239H217ZM228 238V239H227ZM242 238V239H241ZM65 239V240H64ZM166 240V241H162V240ZM212 239V240H211ZM232 239V240H231ZM34 240V239H33ZM229 240H231V241H229ZM252 242H251V241ZM24 241V242H23ZM63 241H65L64 243H63ZM96 241V242H95ZM218 241V242H217ZM236 241V242H235ZM78 242V243H77ZM100 242V243H99ZM173 244H172V243ZM179 242H181V243H179ZM202 242V243H201ZM232 242V243H231ZM237 242H238V244H237ZM118 243V244H117ZM175 243V244H174ZM177 243V244H176ZM178 243L181 245H178ZM199 243V244H198ZM217 243V244H216ZM236 243V244H235ZM104 244V245H103ZM161 244V245H160ZM193 244H194V246H193ZM219 244V245H218ZM26 245V246H25ZM63 247H62V246ZM70 245V246H69ZM184 245V246H183ZM215 245H217V246H215ZM237 245V246H236ZM6 246V245H5ZM4 245L1 247L2 249H4V247H5ZM111 246V247H110ZM159 246V247H158ZM188 246V247H187ZM193 246V247H192ZM219 246V247H218ZM243 246V247H242ZM22 249H21V248ZM24 247V248H23ZM88 247V248H87ZM100 247V248H99ZM183 247V248H182ZM184 247H185V249H184ZM235 247V248H234ZM39 248V247H38ZM109 248V249H108ZM181 248V249H180ZM189 248V249H188ZM191 248V249H190ZM208 248H209V250H208ZM258 247H255V249H257ZM216 249V250H215ZM219 249V250H218ZM122 250H124V252H121ZM190 250V251H189ZM94 251H96V253H94ZM189 251V252H188ZM49 252V253H48ZM62 252V253H61ZM90 254H89V253ZM91 252H93V253H91ZM109 252V254L107 255V253ZM195 252V253H194ZM201 252V253H200ZM250 252V253H249ZM55 253V254H54ZM71 253H77L78 254V258H73L72 256H71ZM86 253V254H85ZM189 253V254H188ZM191 253H193V254H191ZM168 254V255H167ZM251 254V255H250ZM52 255H54V256H52ZM105 255H107L106 257H107V260H103V256H105ZM194 255V256H193ZM208 255V256H207ZM222 255V256H221ZM225 255V256H224ZM93 256V257H92ZM126 256H128V257H126ZM218 256V257H217ZM47 257V258H46ZM49 257H51V258H49ZM82 257V258H81ZM123 257V258H122ZM210 257V258H209ZM227 257V258H226ZM53 258H55V260L53 261ZM67 260V262H66V260ZM123 259V260H122ZM220 259V260H219ZM256 259V260H255ZM50 260V261H49ZM85 260V261H84ZM88 260V261H87ZM70 261V262H69ZM103 261H106V262H103ZM175 261V262H174ZM91 262V263H90ZM172 262V263H171ZM135 264V263H134ZM136 264H138L137 262H136Z\"/></svg>",
    "mask_w": 264,
    "mask_h": 264
}]
</instances>
